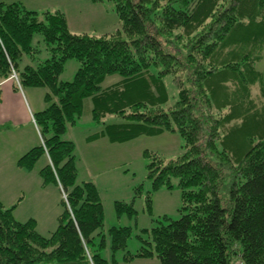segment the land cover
<instances>
[{
    "label": "trees",
    "instance_id": "trees-1",
    "mask_svg": "<svg viewBox=\"0 0 264 264\" xmlns=\"http://www.w3.org/2000/svg\"><path fill=\"white\" fill-rule=\"evenodd\" d=\"M107 1L123 32L99 38L71 33L61 11L0 3V82L15 70L21 87L47 89L50 104L34 116L43 143L18 165L31 170L47 154L44 183H55L67 196L50 236L37 231L35 220L17 221L15 207L0 201V264H107L95 247L98 237L105 238L98 189L93 182L77 185L75 144L61 138L87 102L101 127L97 137L125 143L174 133L185 142L184 152L168 161L146 152L153 189H171L172 178L179 179L183 206L178 220L148 232L138 258L264 264V111L251 92L259 85L264 95V72L254 66L264 47V0ZM37 33L49 58L21 67L24 56L37 57ZM70 59L79 70L74 81L60 82ZM114 75L120 81L104 87ZM166 77L178 91L173 103ZM113 232L117 249L128 233Z\"/></svg>",
    "mask_w": 264,
    "mask_h": 264
},
{
    "label": "rangeland",
    "instance_id": "rangeland-1",
    "mask_svg": "<svg viewBox=\"0 0 264 264\" xmlns=\"http://www.w3.org/2000/svg\"><path fill=\"white\" fill-rule=\"evenodd\" d=\"M15 2H20L28 9L38 12L61 11L66 17L68 29L73 34L99 38L123 32L122 22L111 1L0 0V3ZM32 46L38 52L36 59L31 58V61L29 56H24L20 63L21 67L26 64L36 66L49 57L46 43L41 34L33 35ZM254 66L257 72H264V47L261 59ZM79 67L80 64L76 59L66 61L59 81L63 83L74 81ZM120 79L118 75L111 76L106 79L103 86L111 87L117 84ZM163 82L171 98L170 101L173 103L178 98V91L172 78L166 77ZM24 92L28 93L27 96L34 101L39 102L40 107H49L45 89L24 87ZM251 92L254 96L255 107L264 111V95L261 87L255 85L251 87ZM222 97L225 99L226 95H222ZM90 109L89 103H85L83 116L75 125L69 126L61 138L62 140L73 139L76 143L77 185H82L84 181H91L97 187L100 195L104 209L102 230L105 238L102 240L101 237H98L95 240V247L99 249V253L107 261V264H161L156 257L138 258L136 255L141 251L144 240L149 238L148 232L153 227L162 222L166 224L171 220H178L181 217L182 192L179 189V179L177 178H172L173 188L171 189L167 187L153 189L152 183L148 179L147 164L149 160L146 152L158 153L168 161L184 152L185 142L178 134L164 133L159 136H141L125 143L111 144L107 138L89 143L85 140L86 136L96 130ZM260 129L264 130V125L260 126ZM43 185L50 186L44 192L37 193L33 190L34 195L26 200L23 207H21L22 205L18 207V210L21 208L17 214L14 213L18 220L37 219V231L43 236H50L57 230L59 225L57 219L64 210L63 190L61 188L62 193L56 191V194H53L51 192L54 188L53 185H58L55 183L45 184L44 180ZM139 187L142 189L141 194H137ZM149 195L151 202L148 203ZM118 203L123 206L122 208H124V204L129 205L130 210L126 208L121 210ZM115 229L128 233L117 249L114 247L115 233L113 231Z\"/></svg>",
    "mask_w": 264,
    "mask_h": 264
},
{
    "label": "crops",
    "instance_id": "crops-1",
    "mask_svg": "<svg viewBox=\"0 0 264 264\" xmlns=\"http://www.w3.org/2000/svg\"><path fill=\"white\" fill-rule=\"evenodd\" d=\"M29 59L31 60V57ZM45 90L48 93V90ZM27 95L29 94L24 92V88L12 76L0 82V201L6 208L15 207L14 212L16 214L26 200L34 195L33 190L37 193L44 192L50 186L43 185L40 175L41 170L51 163L47 154L43 155L31 170L18 165L19 160L25 154L43 143L34 116L47 107L42 105L40 107L39 102L37 103L36 100L34 101ZM89 107L92 109L91 103H89ZM100 130L101 127L96 125V130L87 135L85 140L91 143L105 139L104 137H97ZM69 141L75 144L76 151L75 141L73 139ZM110 143L112 144V142ZM53 187L51 190L53 194H56V191L61 192V187L55 185ZM20 205L22 206L18 210ZM59 217L57 222H59ZM17 218L15 217L17 221L20 220L19 222H27ZM30 220H35L37 229L38 220L35 218H30Z\"/></svg>",
    "mask_w": 264,
    "mask_h": 264
},
{
    "label": "built area",
    "instance_id": "built-area-1",
    "mask_svg": "<svg viewBox=\"0 0 264 264\" xmlns=\"http://www.w3.org/2000/svg\"><path fill=\"white\" fill-rule=\"evenodd\" d=\"M12 78L15 79V80H17V82L19 83L18 75H17V73L14 70H13ZM64 198L67 201V196H66L65 193H64ZM239 264H241V263H239Z\"/></svg>",
    "mask_w": 264,
    "mask_h": 264
}]
</instances>
